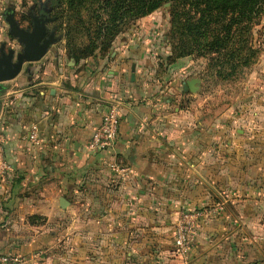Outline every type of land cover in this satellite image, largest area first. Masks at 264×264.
<instances>
[{"label":"crops","instance_id":"1","mask_svg":"<svg viewBox=\"0 0 264 264\" xmlns=\"http://www.w3.org/2000/svg\"><path fill=\"white\" fill-rule=\"evenodd\" d=\"M155 19L141 18L95 60L50 45L1 83L10 168L0 160V254L29 264H182L174 224L199 209L189 264H264V115L234 110L214 121L198 108L200 84L184 88L196 66L168 59ZM4 23L0 42L20 49ZM110 106L114 146L87 148Z\"/></svg>","mask_w":264,"mask_h":264},{"label":"rangeland","instance_id":"2","mask_svg":"<svg viewBox=\"0 0 264 264\" xmlns=\"http://www.w3.org/2000/svg\"><path fill=\"white\" fill-rule=\"evenodd\" d=\"M37 1L0 0V14L5 18L7 12H12L20 24L27 28H30L34 16L47 19L46 36L52 33L55 38L51 45L57 46L58 52H62L72 61L78 62L76 56L82 57L81 60H95L108 53L102 51L96 37L99 28L104 29L110 22H107L106 15L96 1L75 0L72 3L73 9H70L65 0H60L57 7L42 16L36 14L34 4ZM165 4L152 12L157 14L155 20L159 22L161 29H164L170 20V10ZM181 8L182 6L179 9ZM140 19L126 17L117 20L118 32L111 41L110 48L119 36L136 30ZM214 28L212 27L205 37L187 39L181 29V23L176 22L172 36V27L169 26L163 35V42L169 50L168 59L171 55L176 57L182 52L185 46L183 42H187L185 47L191 54L179 58L190 57L195 64L193 78L200 84L198 108L206 109V114L208 113L214 121L230 118L231 115L237 116L236 112L239 115L246 113L251 116L256 108L264 115V6L255 14L246 30H235L231 42L218 48L220 54L215 53L214 47L210 45L212 38L217 34ZM245 43L254 51L248 65L242 64L247 54L246 47H242ZM241 53L242 57L239 58ZM260 121L263 123L264 119Z\"/></svg>","mask_w":264,"mask_h":264},{"label":"trees","instance_id":"3","mask_svg":"<svg viewBox=\"0 0 264 264\" xmlns=\"http://www.w3.org/2000/svg\"><path fill=\"white\" fill-rule=\"evenodd\" d=\"M60 0H38L34 7L38 12L48 14ZM75 0H65L68 8L73 9L72 3ZM79 1V0H77ZM81 1V0H80ZM98 3V7L106 15L108 26L100 30L96 39H99L102 51L106 53L110 49V43L118 32L119 25L116 21L120 18L139 19L150 15L155 9L164 5L169 0H91ZM80 3V2H79ZM182 6L181 9H179ZM264 6V0H172L167 6L170 10V20L166 23L164 30L172 27L171 36L175 32L176 22L181 23V29L185 32L186 38L205 37L206 33L215 27L217 34L212 38L210 45L214 47L215 53H219L222 45L227 46L233 38L235 30H246L253 17ZM111 25V26H110ZM218 25V26H217ZM180 29V30H181ZM103 31V32H102ZM221 35V36H220ZM187 46V42H183ZM184 46L182 52L176 57L170 56L172 60L177 57L190 55L191 52ZM246 47V56L242 64L248 65L250 57L254 53L250 46ZM87 54V53H86ZM220 54V53H219ZM242 55L239 54V58ZM242 57V56H241ZM76 61L83 59L75 57ZM229 63V62H228ZM231 67V66H230ZM33 220V217H30Z\"/></svg>","mask_w":264,"mask_h":264},{"label":"built area","instance_id":"4","mask_svg":"<svg viewBox=\"0 0 264 264\" xmlns=\"http://www.w3.org/2000/svg\"><path fill=\"white\" fill-rule=\"evenodd\" d=\"M5 28L4 17L0 14V34ZM118 131V110L116 106H110L108 112L102 118L98 128L94 131L87 143V148H111L114 146ZM36 135H32L35 139ZM3 136L0 134V160L3 170L10 168L3 159ZM202 212L199 209L182 210L175 221L173 228L174 250L180 257L182 264H189V251L192 240L200 226ZM0 264H29V261L21 256L10 253L0 254Z\"/></svg>","mask_w":264,"mask_h":264},{"label":"water","instance_id":"5","mask_svg":"<svg viewBox=\"0 0 264 264\" xmlns=\"http://www.w3.org/2000/svg\"><path fill=\"white\" fill-rule=\"evenodd\" d=\"M170 1L165 6H168ZM4 19L8 24V34L16 39L21 48L18 50L15 48L6 49L5 42H0V89L3 87L2 82L17 76L24 63L40 60L48 47L55 41L52 33L46 36L45 21L47 19L34 16L30 28L21 26L12 12H7ZM197 83L198 80L192 78L185 81L184 88L195 92Z\"/></svg>","mask_w":264,"mask_h":264},{"label":"flooded vegetation","instance_id":"6","mask_svg":"<svg viewBox=\"0 0 264 264\" xmlns=\"http://www.w3.org/2000/svg\"><path fill=\"white\" fill-rule=\"evenodd\" d=\"M35 9H36V8H35ZM36 14H37V15H42V14H43V12H41V11H40V12H38V11H37V9H36ZM31 15H33V14L31 13ZM45 15H46V14H45Z\"/></svg>","mask_w":264,"mask_h":264}]
</instances>
